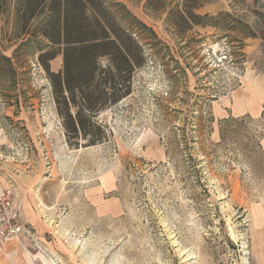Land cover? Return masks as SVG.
<instances>
[{"label": "rangeland", "instance_id": "rangeland-1", "mask_svg": "<svg viewBox=\"0 0 264 264\" xmlns=\"http://www.w3.org/2000/svg\"><path fill=\"white\" fill-rule=\"evenodd\" d=\"M22 1L0 0V191L31 228L26 260L264 264V0H110L148 60L98 116L109 139L79 148Z\"/></svg>", "mask_w": 264, "mask_h": 264}, {"label": "trees", "instance_id": "trees-1", "mask_svg": "<svg viewBox=\"0 0 264 264\" xmlns=\"http://www.w3.org/2000/svg\"><path fill=\"white\" fill-rule=\"evenodd\" d=\"M189 1V0H187ZM197 5L186 6L191 13ZM110 0H23L17 9L21 21L39 20L34 36L47 40L39 62L47 71L66 141L73 148L104 143L111 135L98 119L104 110L133 91L137 70L148 54L141 37ZM59 53L63 66L50 69Z\"/></svg>", "mask_w": 264, "mask_h": 264}, {"label": "built area", "instance_id": "built-area-1", "mask_svg": "<svg viewBox=\"0 0 264 264\" xmlns=\"http://www.w3.org/2000/svg\"><path fill=\"white\" fill-rule=\"evenodd\" d=\"M9 189L0 191V245L22 235H32Z\"/></svg>", "mask_w": 264, "mask_h": 264}, {"label": "crops", "instance_id": "crops-1", "mask_svg": "<svg viewBox=\"0 0 264 264\" xmlns=\"http://www.w3.org/2000/svg\"><path fill=\"white\" fill-rule=\"evenodd\" d=\"M252 107L254 111L257 112V114L261 113L264 110V104L257 103L256 106H252ZM246 112H248V109L247 110L243 109L242 111H238L236 114L241 115ZM25 237H27V235L24 234L20 238L7 240L0 245V264H30V260H26L27 258H29L26 257V255L28 256L30 255V253L29 252L23 253L21 249V245L23 244V239Z\"/></svg>", "mask_w": 264, "mask_h": 264}]
</instances>
